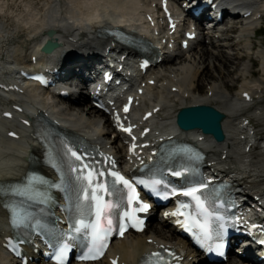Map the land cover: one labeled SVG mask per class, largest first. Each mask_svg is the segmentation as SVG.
I'll return each mask as SVG.
<instances>
[{
  "label": "bare ground",
  "instance_id": "1",
  "mask_svg": "<svg viewBox=\"0 0 264 264\" xmlns=\"http://www.w3.org/2000/svg\"><path fill=\"white\" fill-rule=\"evenodd\" d=\"M157 1L0 0V79H17L18 73L15 72L17 69L39 65L47 68L54 64L60 66L61 72H67L64 76L60 75L61 82L67 86L61 90L70 92L68 98L63 99L55 93L37 94L34 89L24 86L21 88L17 82H11L6 86L17 88L18 91L21 89V92L8 93V100L0 96V110L1 108L10 110L13 102L16 105L19 103L27 111H33L37 118L44 117L62 123L75 137L112 155L119 170L126 174L135 167V157L126 155L125 149L120 146V137L113 131L108 117L93 109L90 98L85 94L87 92L83 88L77 91L75 80L91 77L96 67L105 61L104 58L114 53L118 52L119 56L127 55L130 63L135 58H140L132 49L120 47L114 37L107 36V33L117 28H125L128 34L132 30L147 34L142 23L146 13L142 15V12L152 10L156 13ZM253 1L255 13L263 15L264 0ZM225 15L227 20L221 31L206 36L201 35L186 51L180 50L179 47L174 49L161 47L164 36L158 42L148 38L150 45L157 47L158 54L155 56L154 65L143 76L133 78L138 88H142L143 95L137 99L136 110L130 119L138 125L143 123V129H150L148 142L152 143L151 148L148 150L138 148L136 151L151 152L158 150L161 140L175 139V116L180 108L201 104L222 112L225 115L221 121L225 137L222 143H214L199 130L181 132L176 138L196 144L201 149L205 155L204 165L207 173L217 171L233 183L234 189L243 191L260 203V201L264 202V154H261V148H254L256 151L253 152V157L251 152H245V148L251 147L256 141V127L252 124V120L264 123V113H262L264 108H261L264 105V90L261 88L262 75H264V50H260L255 39L251 38L252 35L259 34L261 29H253L250 18L241 24L240 17L230 16L228 13ZM72 21L75 22L73 25H71ZM49 30L54 32L53 38L60 44L58 48L60 51H57V54H62L63 61L57 56L46 59L38 57L41 42L47 38L46 32ZM203 44L204 47L199 49L196 64L197 57L190 54L196 53L195 50ZM205 44L210 45L215 54L207 50ZM226 47L233 53L240 52L238 60L248 58L252 65L258 63L260 72L262 71L259 80H252V76L247 79V75L253 74L248 71V67L238 69L242 82L239 84L238 92L231 95L228 94V85L222 82V79L234 72L230 69L233 65L230 56H225L223 52ZM210 55L223 67L221 70L217 65L214 66L218 74L217 78L210 72L209 65L212 59ZM36 57L38 58L33 63L32 59ZM133 73H137L136 69ZM70 78L74 81L69 80ZM196 79L203 82H207V79L211 80V83L207 82V90L203 95H200L199 86L194 85ZM128 80L127 83L132 78ZM150 80L154 82V86L146 85ZM249 81H257L261 84ZM142 83H145L146 87H141ZM72 85L76 87L73 90L70 87ZM61 90L58 89L56 92ZM246 95H250L251 100H246L244 98ZM63 100L66 101V106L62 105ZM80 103L85 109H76L74 105ZM137 112L141 113L139 118ZM148 113H151V116L143 121L145 114ZM249 114L253 119L249 118ZM16 116L13 120H0V185L3 187L20 180L29 168L44 171L40 164L41 144L33 139L34 117L23 113H18ZM16 119L28 121L30 127L26 128L19 124ZM9 131L16 133L15 139L8 138ZM261 143L264 144L263 139ZM29 159L34 161L33 167L30 166ZM150 159H154V156L153 158L150 155L141 156V161L144 163ZM5 202L6 199L0 196V264H18L9 260V257L1 251L2 241L9 235L7 214L2 207ZM151 220L157 225L149 226L147 230L150 232L146 230L142 234L126 235L121 241L112 243L108 256L99 262L88 264H109V258H117L118 264H140L148 255L162 250L175 256V262L193 264L192 253L187 244L169 228L167 222L160 219L159 215H154ZM25 252L33 259L38 258L39 253L35 254L27 247ZM183 252L185 255L181 261ZM29 264L44 263L32 261ZM226 264L248 263L229 257Z\"/></svg>",
  "mask_w": 264,
  "mask_h": 264
},
{
  "label": "snow or ice",
  "instance_id": "2",
  "mask_svg": "<svg viewBox=\"0 0 264 264\" xmlns=\"http://www.w3.org/2000/svg\"><path fill=\"white\" fill-rule=\"evenodd\" d=\"M129 101L131 102V98H129ZM123 111L128 113L129 105H126ZM117 121L120 122L118 114ZM121 130L131 135L133 126L124 127L121 123ZM132 139L135 140V136H132ZM134 149L135 145L130 150L134 151ZM60 158L66 161L69 172L75 182L73 189L75 193L74 209L78 213V218L71 221L67 232L62 233L56 238L53 244L56 251L53 253V256L57 264H67L71 250L74 247L80 246L82 253L78 259L81 261H94L103 255L109 236L112 233L115 232L122 237L128 227L134 226L131 225L132 219H135L137 224H142L139 217L133 216L132 213L146 212L149 210L150 205L141 200L137 186L144 185L151 190L156 189L158 185H165V182L159 179L151 180L150 182L143 179L129 180L113 167L115 161L112 158L105 157L104 161H100L89 157L86 152L68 144L61 143L59 150L54 148L49 161L51 167L62 171L58 163ZM188 172L189 169L185 167L181 170H172L171 175L182 177ZM37 183L40 186L47 185L57 190H68L65 188L66 181L64 176H61L59 183L41 176L33 175L26 177V185L35 187ZM210 183L207 180L196 181L191 183L189 187L183 189L172 187L170 191L164 193L165 198L181 195L190 198L193 204L182 203L180 208L186 210L194 205L196 215L203 217L204 223L201 224L199 220L193 217L190 227L199 229L205 237L210 236L209 221L212 218V213L209 211L207 204L211 201L212 197L219 195L215 190L209 192ZM36 191L41 196L45 195L40 188H37ZM3 192V185H0V195ZM13 194L19 193L13 192ZM113 196L118 197V199L113 201ZM125 204L128 208L132 209V213L124 210L123 205ZM89 214L93 217L92 220L85 219V216ZM185 214L190 217L192 216L191 213L183 211L171 213V215L177 217ZM28 218H31L30 214ZM20 223L23 222L21 221ZM177 223L182 224L186 228L189 227V225L183 224L179 219ZM14 226H18L15 221ZM77 241L81 243L77 245ZM156 255L159 256L158 253Z\"/></svg>",
  "mask_w": 264,
  "mask_h": 264
},
{
  "label": "rangeland",
  "instance_id": "3",
  "mask_svg": "<svg viewBox=\"0 0 264 264\" xmlns=\"http://www.w3.org/2000/svg\"><path fill=\"white\" fill-rule=\"evenodd\" d=\"M224 24V23H223ZM223 24H221L220 25V27H223ZM232 38H233V36H231ZM255 43H256V45L258 46V47H260V50L262 49V50H264V19L261 21V31L259 32V34H257L256 35V37H255ZM202 47H204V44L203 45H201L200 47H198L196 50H195V52L197 53V55H196V53H191L190 55L191 56H193V57H197L196 58V64H197V62H198V53H199V49L200 48H202ZM207 47V48H206ZM205 48L207 49V50H209V51H211L212 53L214 52L211 48H210V45L209 46H207V44H205ZM211 49V50H210ZM216 51H218V49H216ZM223 52L225 53L224 55L225 56H230L229 58H230V61H231V63L233 64L232 66H231V71H234V72H232V73H230L229 74V76L228 77H226V78H224V79H222V82L224 83V84H227L228 85V94L229 95H231V94H234L235 92H238V87H239V84H241V82H242V78L238 75V72H237V70L238 69H243L244 67H248V71H250V72H252L253 74H251V75H247V79H248V77H250V76H252L251 78H252V80H259L260 78H261V72H260V66H259V64L258 63H255V65H252V63H250V61H249V59L248 58H245V59H242V60H238V58H240V52L239 51H235L234 53L233 52H231L230 50H229V48L228 47H226L225 49H223ZM214 54H215V52H214ZM233 54H235V55H233ZM196 55V56H195ZM238 55V56H237ZM210 57L212 58L211 59V61H210V65H209V68H210V72L212 73V75H214V77L215 78H217L218 77V74L216 73V69L214 68V66L215 65H217L218 66V68L219 69H221L222 70V64L218 61V60H214L213 59V56L212 55H210ZM235 58H237V59H235ZM233 61V62H232ZM200 62V61H199ZM207 64V63H206ZM205 64V65H206ZM230 66V65H229ZM235 68V69H234ZM250 72H249V74H250ZM262 80H261V83L260 82H257V81H249V82H256V83H260L261 84V88L264 90V75H262ZM208 83H211V80H206ZM207 82H203V81H198V79H196L195 80V82H194V85L195 86H199V92H200V95H203L204 93H205V91L207 90V86H206V84H207ZM229 83V84H228ZM263 98H264V96H263ZM66 101H62L61 103H62V105L63 106H66V103H65ZM85 102H86V100H85ZM64 103V104H63ZM263 103V102H262ZM62 105H61V107H62ZM75 107H76V109L77 108H80V109H83L84 108V106H83V104H81L80 103V105H78V104H76V105H74ZM67 107H68V105H67ZM66 107V108H67ZM261 108H264V105H262V107ZM85 109V108H84ZM261 110H263V109H261ZM253 111V110H252ZM251 111V112H252ZM262 113H264L263 111H262ZM249 118H252V116H251V114H249ZM253 119V118H252ZM251 119V120H252ZM252 124L256 127V133H257V136H256V138H258L259 139V141L261 142V139H263L264 140V123L263 122H257V120L255 121L254 119L252 120ZM260 146H264V144L263 143H260V145L258 146H256V148H259ZM256 150H254V149H252V151L251 152H255ZM151 225H150V227H152V226H154V227H156L155 225H157L156 224V222H152V223H150ZM149 230H147V232H148ZM150 232V231H149Z\"/></svg>",
  "mask_w": 264,
  "mask_h": 264
},
{
  "label": "water",
  "instance_id": "4",
  "mask_svg": "<svg viewBox=\"0 0 264 264\" xmlns=\"http://www.w3.org/2000/svg\"><path fill=\"white\" fill-rule=\"evenodd\" d=\"M56 47L57 44H47L42 51L49 54ZM224 117L223 113L210 106L188 107L178 112L176 125L184 132L199 130L204 135L212 136L216 142H222L224 134L221 121Z\"/></svg>",
  "mask_w": 264,
  "mask_h": 264
}]
</instances>
